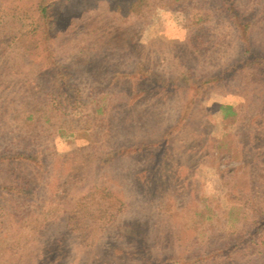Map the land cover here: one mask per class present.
<instances>
[{
    "label": "rangeland",
    "instance_id": "1",
    "mask_svg": "<svg viewBox=\"0 0 264 264\" xmlns=\"http://www.w3.org/2000/svg\"><path fill=\"white\" fill-rule=\"evenodd\" d=\"M8 2L1 16L17 11L30 28L36 20L33 0ZM237 5L239 16L254 23L249 36L251 49L264 61V0H237ZM216 11L162 15L158 22L144 27L136 41H121V46L106 41L114 47L109 53L90 51L91 41L56 39L63 43L66 66L80 62L76 82L82 93L74 105L59 107L52 102L47 81L53 71H39L34 57L25 59V70L16 73L13 69L1 75L0 107H6L8 115L3 117L0 112V150L9 147L13 153L25 154L45 149L50 163L62 160L71 167L68 177L75 182L63 187L51 179L33 193L35 198L29 205L0 197V264H34L43 243L64 235H68L70 251L66 264H140L110 256L115 249L122 254L129 251L120 233L130 235L132 229L139 232V242L146 231L147 243L156 256H199L233 248L264 219V83L252 87L240 77L211 83L185 121H181L183 110L194 92L162 101V96L148 98L142 91L136 100L151 108L140 105L133 114L141 117L150 109L151 117L127 119L144 122L134 127L136 136L120 130L126 122L120 107L126 100L117 87L111 88L123 83H112L115 76L147 68L163 82L188 81L191 76L203 83L240 64L244 57L239 32L228 16ZM5 62L6 57L1 56L0 66ZM135 66L138 68L133 70ZM36 73L35 87L21 76ZM102 89L108 94L105 98ZM35 91H41L42 97L47 95L46 103L34 101L31 95ZM36 107L46 127L36 131L37 135H27L13 118L17 111L32 115L30 111ZM222 107H232L236 115L224 118ZM174 128L176 132L170 133ZM125 141L142 143L144 148L133 147L131 151L136 152L129 161L117 158L101 168V160L123 151ZM12 171L4 170L9 185L13 184ZM94 187L106 188L110 201H120L124 207L118 213L112 211L115 218L98 232L86 215L85 232H77L79 228L71 225L72 213ZM242 196L246 200L239 202ZM41 206L47 207L42 210ZM28 207L29 218L19 223L17 216H24ZM56 208H60L58 219L45 224L46 212ZM117 228H121L120 233ZM239 264H264V247L256 255L242 257Z\"/></svg>",
    "mask_w": 264,
    "mask_h": 264
},
{
    "label": "trees",
    "instance_id": "2",
    "mask_svg": "<svg viewBox=\"0 0 264 264\" xmlns=\"http://www.w3.org/2000/svg\"><path fill=\"white\" fill-rule=\"evenodd\" d=\"M1 1L0 16L2 12L6 13L7 9H4L3 5L7 4L8 0ZM33 3L32 9L36 20L29 25L31 30H28L29 27L23 23L17 11L13 10L5 17H0V57H6V62L0 66V82L3 79L1 77L2 74L13 69L16 70V73L20 70L23 71L24 67L22 66L25 65V59L34 57L38 60L39 71L41 68L45 70L50 68L53 71L52 79L50 78V81H47L49 86H47V89L51 90L49 92L52 95V102L56 101L59 107H62L63 104L64 106L66 104L74 105L77 102L78 94L82 93V91L76 82L79 79L76 77V73L81 72L78 69L80 62H76L77 65L70 64L66 66L62 58L63 43H57L56 39L67 41L68 37H70V41L75 39L77 41H91L90 51L97 50L98 53H109L110 49H114V47L106 41H113L112 43H118L119 46L122 45L121 41H136L144 31V27L154 21L158 22L162 15L179 16L190 10L212 9L220 11V13L229 17L230 22L233 23L235 29L239 32V40L243 43L242 56L244 58L240 61V64L238 63V65L233 67L230 66L222 76L203 83H197L196 80L189 76L187 77L188 81L178 79L173 83L171 81L163 82L155 74H151L152 71L147 68H145L147 71L139 68L134 72L126 71L125 75H118L112 79V83L123 82L122 84H115L111 88L117 87V91H120L118 93H123L124 100H126L125 104L120 107L122 110L124 109L123 113L126 119L124 126L120 127L124 135L128 133L129 136H136L138 131L136 132L134 127L144 124V122L136 123L137 119H145L147 116L151 117L149 114L151 113L150 109L143 111L144 114L141 117L133 114L140 105L145 107L144 102L136 100L141 96L142 91L147 92L145 96L148 98L150 96H162V101H167L173 95L184 93L185 91L194 92V95L183 110L184 117L181 121H185L189 110L196 105V101L204 96L211 83L221 84L236 77H240L243 83L252 87L264 83V61L252 51L251 40L249 39L254 23L239 16L237 0H33ZM81 5L84 6L81 8ZM85 64L87 65V63ZM89 66L90 63L87 67ZM136 68L138 66H135L133 70ZM36 74H26V76L22 74L21 76H23L27 85L35 87L39 77L38 73ZM93 78L97 79V76ZM125 81L126 83H124ZM144 84L147 86H144ZM2 87L0 83V90ZM35 92V94L32 93L31 95L34 101H39L42 104L46 103L47 95L42 97L41 91L38 94L37 91ZM101 93L105 98L106 95L104 94H107V92L102 89ZM119 106H116V108ZM220 110L224 118L236 115L232 107H222ZM0 112L3 117L8 115L6 107H0ZM30 112L32 115L27 114V112L18 113L17 111V116L15 115L13 121L20 122L19 128L25 134L30 135L32 133L37 135L36 131H42L46 127L44 117L42 118L43 120L39 119L40 112L37 107ZM21 115L23 116L21 117ZM129 117L136 118L137 121L134 119L127 121V119H130ZM0 118L2 119V117ZM42 122L44 126H41ZM46 122L48 123V121ZM175 130L174 128L169 132L172 133ZM38 136L40 137L41 135ZM125 143L126 145L123 144V151H115L114 156L107 155L101 160V168L108 165L113 159L119 158L123 162L125 160L129 161L136 152L135 150L131 151L133 147L140 150L144 148V144L139 142L135 143V145H131L127 141ZM9 149L8 147L4 151L0 150V197L15 198L29 205L33 200L32 198H35L33 193L40 190L39 188L43 187L42 184L49 182L51 179L55 185L64 184L63 187L70 185L72 181V183L75 182L72 177H68V171L71 167L60 162L62 160L50 163V156L46 157L44 155L45 149L25 154L13 153ZM8 169L11 171L13 169L11 172L13 184L10 185L4 177V170ZM54 174L60 176L61 179L57 176L53 177ZM15 176L20 177L17 178ZM66 176L70 178L66 179L67 181L65 180ZM109 192L106 188L94 187L78 204L71 216V225L75 229L79 228L76 230L77 232H85L82 226L84 225V219H87L86 215H88L87 220L93 221L91 228H96L95 232H98L102 230L103 225L115 218L111 213L112 211L118 213V211L122 210L124 204L116 200L110 201ZM95 198V203L91 205V200ZM244 199L246 200V197L242 196V199L238 201L243 202ZM13 202L14 204L18 203L17 201ZM45 207L47 206H41L40 209L43 210ZM29 208L24 211V216H17L19 223L22 221L24 223L26 218H29L31 213L28 210ZM16 209L18 210L19 207H16ZM59 209L47 211L44 223L54 222L58 219ZM78 210H80L82 215ZM84 210H86L85 213L83 212ZM43 228L44 226L41 229ZM120 230L121 228H117L118 233L121 232ZM130 232V235L120 233L122 237L125 236V243L129 251L122 254L121 251L115 249L110 253V256L118 258V260L127 258V261L140 264H239L242 257L256 255L257 250L264 247V219L254 226L247 237H240L239 241L232 246L233 248L228 247L225 250H217L216 252L199 256L193 255V257H186L185 253H171L162 255V257L156 256L149 248L145 230H143L144 235H141L144 238L141 242H139L140 235L136 229H132ZM68 244V235L47 240L45 244H42L40 251L36 253L34 264H66L70 255ZM17 255L21 257V253Z\"/></svg>",
    "mask_w": 264,
    "mask_h": 264
}]
</instances>
